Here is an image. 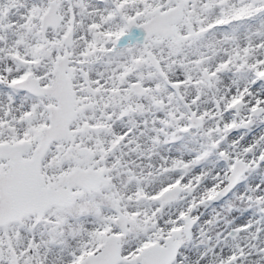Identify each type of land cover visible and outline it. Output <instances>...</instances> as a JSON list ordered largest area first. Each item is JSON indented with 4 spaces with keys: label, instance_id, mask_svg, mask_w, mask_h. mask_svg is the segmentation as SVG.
<instances>
[{
    "label": "snow or ice",
    "instance_id": "6c2138e0",
    "mask_svg": "<svg viewBox=\"0 0 264 264\" xmlns=\"http://www.w3.org/2000/svg\"><path fill=\"white\" fill-rule=\"evenodd\" d=\"M0 264H264V0H0Z\"/></svg>",
    "mask_w": 264,
    "mask_h": 264
}]
</instances>
